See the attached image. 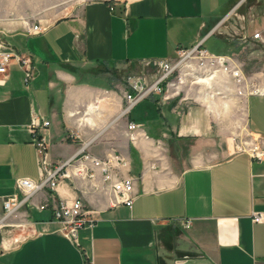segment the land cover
Here are the masks:
<instances>
[{
    "label": "crops",
    "instance_id": "0c3cea01",
    "mask_svg": "<svg viewBox=\"0 0 264 264\" xmlns=\"http://www.w3.org/2000/svg\"><path fill=\"white\" fill-rule=\"evenodd\" d=\"M11 44L32 55L36 71L28 86L15 64L0 76V199L22 196L17 178L39 179L28 130L35 110L51 121L53 161L82 146L99 157L117 152L138 180L132 206L75 176L40 190L16 215L25 210L32 234L0 250V264H264V221L252 218L264 213V50L255 47L264 45V0H90ZM197 45L255 65L247 75L237 60L241 82L219 71L208 85L191 83L189 101L159 104L154 95L123 113L130 89L107 81L115 69ZM129 121L141 125L135 139ZM248 133L261 140V158L236 149ZM58 197H81L91 211L77 241L40 208Z\"/></svg>",
    "mask_w": 264,
    "mask_h": 264
},
{
    "label": "built area",
    "instance_id": "2783aa9c",
    "mask_svg": "<svg viewBox=\"0 0 264 264\" xmlns=\"http://www.w3.org/2000/svg\"><path fill=\"white\" fill-rule=\"evenodd\" d=\"M110 1V0H107ZM245 0H241L243 2ZM42 28L34 25L29 34L41 32ZM253 38L261 39L259 31L253 34ZM15 64L24 73L26 86L35 77L36 67L30 53L20 52L10 42L0 41V76H9L10 67ZM160 69L156 74L138 77L129 83L130 91L124 94V114L130 113L131 109L145 98L157 95V102L176 99L181 86L185 87L190 77V83H196V76H207L209 80L217 76V72H230L238 82L242 81V70L239 62L231 56L210 55L200 45L190 49L179 48L174 59L160 61ZM219 67V69H218ZM3 80L0 81L2 83ZM224 86L227 87L226 82ZM189 95V94H188ZM185 98H181L183 100ZM51 121L35 110L32 113L28 130L32 134V144L36 150L39 169V179L19 177L15 181L16 190L22 196L11 195L0 199V228L6 226V222L19 214L21 208L34 194L48 188L56 191L60 182L71 176L90 180L98 187L104 184L115 196L114 203L132 206L135 193L136 181L133 175L127 172L128 160L120 153L113 152L105 157H99L90 153L86 146L71 158L63 161H53L49 152L48 129ZM131 139L136 138V132L141 125L129 121L127 124ZM253 156L261 158L262 152L253 150ZM50 208L52 218L59 224V231L73 241H77L80 229L91 226L94 222L91 211L87 208L81 197L68 202L58 197L53 204L44 202L41 209ZM254 222H263L264 213L253 212ZM185 227L190 226V220L183 221Z\"/></svg>",
    "mask_w": 264,
    "mask_h": 264
},
{
    "label": "rangeland",
    "instance_id": "374dc122",
    "mask_svg": "<svg viewBox=\"0 0 264 264\" xmlns=\"http://www.w3.org/2000/svg\"><path fill=\"white\" fill-rule=\"evenodd\" d=\"M88 1L90 0H0V41L11 43L19 37L28 35L30 29L34 25L44 28L59 19L69 17L78 12ZM260 20L263 21L262 19ZM260 20L259 25H261ZM255 47L256 49L264 50L263 44ZM252 49L253 45L248 44L246 45L245 51L248 53ZM231 57L241 63L244 61V69L247 75L251 71L252 66L255 65L253 61L248 59L245 55H241L240 57L232 55ZM159 69L160 65L158 63H150L149 65L134 63L125 68L115 69V77L111 75L112 78H107V81L111 83L112 87L119 91L120 89H130V81L144 76L145 74H156ZM111 74H113V72H111ZM190 80L189 77V84L186 87L181 86L180 92L175 97L176 100L181 98H185L184 100L187 101L190 100V96L188 95L191 91V88H189L191 84ZM226 85L229 86L227 82ZM238 141L239 146L236 147L237 150L244 149L253 151L255 147H258L256 150L261 152V140L256 135L248 133L243 139ZM21 212L22 214L15 218L13 217L14 219L6 222V226L0 228V250L11 247L32 234V228L28 223L29 217L26 215L24 209H22ZM8 239L11 241L7 244L6 242Z\"/></svg>",
    "mask_w": 264,
    "mask_h": 264
},
{
    "label": "bare ground",
    "instance_id": "6f19581e",
    "mask_svg": "<svg viewBox=\"0 0 264 264\" xmlns=\"http://www.w3.org/2000/svg\"><path fill=\"white\" fill-rule=\"evenodd\" d=\"M196 78H197V80L195 81L196 83H204V82H207V84H209V79H208L207 76L199 75V76H196Z\"/></svg>",
    "mask_w": 264,
    "mask_h": 264
}]
</instances>
